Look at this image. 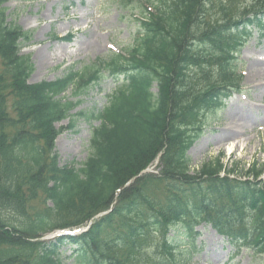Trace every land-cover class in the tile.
Masks as SVG:
<instances>
[{"label": "trees", "instance_id": "obj_1", "mask_svg": "<svg viewBox=\"0 0 264 264\" xmlns=\"http://www.w3.org/2000/svg\"><path fill=\"white\" fill-rule=\"evenodd\" d=\"M7 1L0 0V264H64V247L72 264H190L202 224L234 253L264 258L261 171L220 176L217 161L192 175L188 155L204 122L242 89L237 56L253 33L264 35V0H121L137 27L126 50L34 84V65L21 53L32 36L7 15ZM105 71L122 84L103 108L77 113L98 123L91 155L80 168L60 165L56 125ZM156 160L158 171L146 172ZM87 223L80 234L41 239Z\"/></svg>", "mask_w": 264, "mask_h": 264}, {"label": "rangeland", "instance_id": "obj_2", "mask_svg": "<svg viewBox=\"0 0 264 264\" xmlns=\"http://www.w3.org/2000/svg\"><path fill=\"white\" fill-rule=\"evenodd\" d=\"M4 8L10 19L32 36L21 50L22 54L30 56L34 65L29 78L32 84L54 81L68 69L80 70L97 59L108 61L109 57L126 50L133 43L137 31L133 7L123 6L121 0H8ZM95 37L99 38L96 47H84V40ZM59 47L66 48V52L60 53ZM40 54L54 58L43 66ZM255 58L263 60L261 63L264 64V35L253 33L237 56L242 89L225 102L217 115L207 117L199 139L188 152L190 174H197L206 164L215 166L219 161L225 170L220 176L229 175L243 180L251 178L247 173L254 168L261 171L258 179L264 178V87H258L255 78H249ZM121 84V79L112 78L105 71L99 84L80 98L81 102L70 113V120L56 125L62 130L54 144L60 165L75 163L80 168L91 155L89 141L92 129L98 123L88 122L77 113L103 108L108 104L109 95ZM65 97L72 99L71 92H67ZM240 113H244V119ZM232 122L233 126L242 129L229 139L219 140ZM156 171L157 160L146 172ZM88 227L87 223L82 230L85 232ZM196 230L199 232V249L190 264H264V258L255 259L250 252L234 253L226 240L210 226L202 224ZM55 232L47 233L41 239H53ZM61 251L63 263L72 264V259H67L71 254L70 248L64 247Z\"/></svg>", "mask_w": 264, "mask_h": 264}, {"label": "bare ground", "instance_id": "obj_3", "mask_svg": "<svg viewBox=\"0 0 264 264\" xmlns=\"http://www.w3.org/2000/svg\"><path fill=\"white\" fill-rule=\"evenodd\" d=\"M75 20V18H73ZM55 21L51 22V24H53ZM68 28V25L65 26V29ZM99 42V38L98 37H95V38H92V39H87V40H84V43H85V46L84 47H87V48H90V47H96L97 44ZM65 48V47H64ZM59 52L60 53H63V52H66V48L65 49H61V47H59ZM40 58V63L41 65L43 66H46L49 62V60L53 59L54 57L52 55H45V54H40L39 56ZM263 61V60H262ZM262 61H260L259 59L255 58L251 64V69H250V75H249V78H252V79H256L257 80V83L259 84L258 87L260 88H263L264 87V64L262 65ZM240 117H242L243 119L245 118L244 116V113H240L239 114ZM234 125V122H232L229 126H228V129H226L221 137L219 138V140L223 141L225 139H229L231 138L232 136H235L237 135L239 129L241 130L242 128L240 127H236V126H233Z\"/></svg>", "mask_w": 264, "mask_h": 264}]
</instances>
